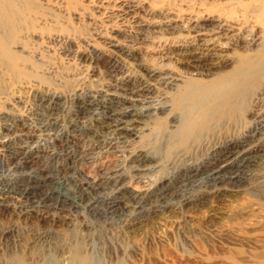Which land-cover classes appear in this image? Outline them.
Masks as SVG:
<instances>
[{
  "label": "bare ground",
  "instance_id": "obj_1",
  "mask_svg": "<svg viewBox=\"0 0 264 264\" xmlns=\"http://www.w3.org/2000/svg\"><path fill=\"white\" fill-rule=\"evenodd\" d=\"M124 2L125 15L148 31L142 14L152 10ZM258 10L244 12L263 24ZM242 16L230 7L164 17L161 29L174 33L187 27L192 34L172 53L185 74L166 65L139 66L141 75H117L113 89L73 91L70 108L64 95L44 92L35 109L38 127H30L23 114H10L0 132V217L10 221L0 223V250L9 245L21 250L6 259L2 254L0 264H56L58 246L70 264H99L93 253L100 238L113 246L123 238L137 243L160 229L164 240L195 220L209 235L228 231L220 223L231 214L234 195L252 196L264 187V36L263 30L244 27ZM117 51L138 61L129 51ZM101 54L99 60L122 70L118 58ZM246 99L251 122L241 123L237 135H224L240 126ZM152 130L159 143L150 148L142 141ZM192 148L190 156L198 150L203 155L187 157ZM160 153L171 164L158 176ZM243 209L253 229L264 212L254 202Z\"/></svg>",
  "mask_w": 264,
  "mask_h": 264
},
{
  "label": "rangeland",
  "instance_id": "obj_2",
  "mask_svg": "<svg viewBox=\"0 0 264 264\" xmlns=\"http://www.w3.org/2000/svg\"><path fill=\"white\" fill-rule=\"evenodd\" d=\"M134 1L145 4L153 11L142 14L151 26L148 31L138 30L134 18L125 15L124 0H0V132L5 123L11 122L10 114L14 113L16 116L25 115L26 119L28 118L26 123H31L30 127H38L39 117L35 115V109L39 106L40 94L47 91L64 95V105L70 108L71 98L76 91L88 94L113 89L116 81L120 79L119 76L122 78L128 75L135 79L138 74L141 75L139 66L166 65L179 74H185L186 68L177 60H173L172 53L178 48V43L191 39L189 37H192V34L187 27L177 29L174 33L161 29L165 16L180 14L183 17L187 12L230 10L231 7L234 12L245 14V18L242 16L245 21L243 26L252 27L255 33L263 30L264 36V23L258 24L257 17L251 11L249 19L248 13L244 12L249 7V10L259 9L258 11L264 14V0ZM110 43H115L117 48L110 46ZM118 48L131 52L138 61L135 62L126 56V53L117 51ZM100 53L106 58H118L121 72H115L108 63L99 60ZM167 55L170 57L167 58ZM156 95L155 100L160 101L161 96L159 93ZM249 108L246 99L239 112L237 122H240V126L227 129L224 135L239 134L244 129L241 123L248 126L252 118ZM63 115L65 113H59V120L64 119ZM163 116L167 125L169 113ZM51 131L53 132L54 128ZM154 137L152 130L147 133L142 143H147V147L151 144L150 148L153 147L152 144L154 147L158 146L159 142L155 145ZM147 139L154 143L149 140L148 143ZM193 149L187 152V157L194 155L191 154ZM202 152L198 150L195 156L190 157L199 158L203 155ZM169 157L161 158L162 169L156 173L158 176L170 168L169 162L166 165ZM261 182L264 185V177ZM239 194L232 198L234 213L231 212L232 215H227L225 221L220 223V226L223 223L228 231L217 232L218 236L204 232V223L195 220L196 222L192 223L194 227L188 224L186 232L183 227L176 228L173 235L164 240H161L160 229H154L149 235L141 236L142 238L136 240L137 243L123 238L113 246L106 239L100 238L97 240L98 249H94L93 257H99V264H264V216L256 220L258 222L253 224L252 229L247 227L249 221L246 220L244 209L242 210L254 202L264 212V187L254 192L255 195L251 194L252 196L243 192ZM199 213L201 214V211ZM89 218L93 223H98L94 217ZM0 221L3 226L10 222L8 218L3 217H0ZM91 247L93 248V245ZM91 247L88 252L92 251ZM58 248V253H55L56 264H70L69 254L63 250L62 252L60 246ZM19 250L20 247L5 246L0 250V258L4 255L3 258L6 259L11 254L20 253ZM40 263L42 261L38 264Z\"/></svg>",
  "mask_w": 264,
  "mask_h": 264
}]
</instances>
